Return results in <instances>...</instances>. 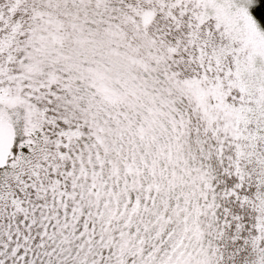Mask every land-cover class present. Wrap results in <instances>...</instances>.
<instances>
[{
    "label": "snow or ice",
    "instance_id": "6c2138e0",
    "mask_svg": "<svg viewBox=\"0 0 264 264\" xmlns=\"http://www.w3.org/2000/svg\"><path fill=\"white\" fill-rule=\"evenodd\" d=\"M0 264H264V0H0Z\"/></svg>",
    "mask_w": 264,
    "mask_h": 264
}]
</instances>
